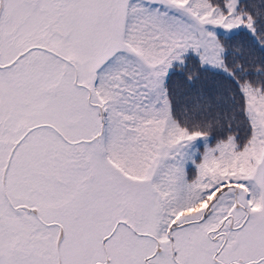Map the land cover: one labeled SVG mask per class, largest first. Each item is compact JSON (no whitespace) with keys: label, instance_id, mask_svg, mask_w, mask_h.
<instances>
[{"label":"snow or ice","instance_id":"snow-or-ice-1","mask_svg":"<svg viewBox=\"0 0 264 264\" xmlns=\"http://www.w3.org/2000/svg\"><path fill=\"white\" fill-rule=\"evenodd\" d=\"M0 264H264V0H0Z\"/></svg>","mask_w":264,"mask_h":264},{"label":"trees","instance_id":"trees-1","mask_svg":"<svg viewBox=\"0 0 264 264\" xmlns=\"http://www.w3.org/2000/svg\"><path fill=\"white\" fill-rule=\"evenodd\" d=\"M233 43L234 44H241V43H243V45L245 46V51L247 53V51L249 49V45H250V41H249V38H248L247 35L242 34V35L236 37V39L234 40ZM252 52H253L254 57L258 59L259 56H260V53H259L258 49H253ZM216 79L219 80L220 78L217 77Z\"/></svg>","mask_w":264,"mask_h":264}]
</instances>
